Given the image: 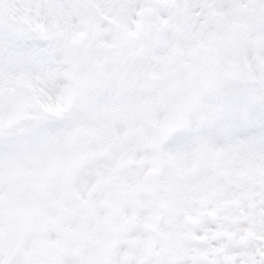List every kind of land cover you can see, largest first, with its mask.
<instances>
[{"label":"snow or ice","instance_id":"obj_1","mask_svg":"<svg viewBox=\"0 0 264 264\" xmlns=\"http://www.w3.org/2000/svg\"><path fill=\"white\" fill-rule=\"evenodd\" d=\"M0 264H264V0H0Z\"/></svg>","mask_w":264,"mask_h":264}]
</instances>
